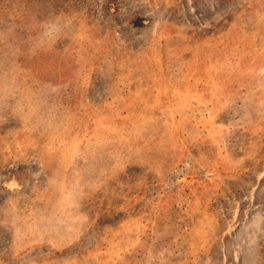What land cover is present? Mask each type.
<instances>
[{
  "label": "rangeland",
  "instance_id": "obj_1",
  "mask_svg": "<svg viewBox=\"0 0 264 264\" xmlns=\"http://www.w3.org/2000/svg\"><path fill=\"white\" fill-rule=\"evenodd\" d=\"M0 264H264V0H0Z\"/></svg>",
  "mask_w": 264,
  "mask_h": 264
}]
</instances>
